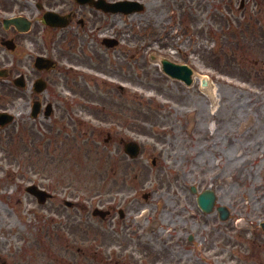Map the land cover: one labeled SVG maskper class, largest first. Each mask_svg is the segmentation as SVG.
<instances>
[{"label": "rangeland", "instance_id": "1", "mask_svg": "<svg viewBox=\"0 0 264 264\" xmlns=\"http://www.w3.org/2000/svg\"><path fill=\"white\" fill-rule=\"evenodd\" d=\"M141 1L145 5L144 12L128 20L130 23L134 21L135 35L140 38L133 48L127 46L130 48L127 60L122 63L125 74L137 75L134 91L140 95L135 99L129 94L123 96L114 85H110L111 90H107L113 92L111 97L102 90L108 85L91 84L89 88L93 90L95 100L90 105L94 107L95 114L85 118L99 126V130L103 129L104 134L97 137L98 142L93 141L90 134L86 142L79 130L72 132L70 137L71 145L82 147V151L93 148V170L88 166L77 179L74 176L76 171L69 173L64 170L67 174L60 179L57 176L64 172L50 171L45 160L40 161L43 165L40 171L33 168L29 160L25 162L24 169L21 162L16 166L21 172L28 169V180L23 184L35 180L51 191L63 187H67V192L74 189L79 197L86 200L85 204L101 198L115 201L119 206L129 205L131 194L151 192L159 188L160 182L167 184L168 179L172 181L174 174L182 177L186 184H194L202 190L212 185L219 203H225L231 209L230 220L223 222L217 218L215 221L224 231L217 247L224 249L223 255L213 257L210 255L212 251L205 253L202 249L204 244L198 240L195 244L185 245L195 256L194 260L197 257L206 261L195 260L199 264H237V256L232 262H223L229 250L242 252L246 240L256 242L264 239V232L260 231V224L264 221V36L250 32L257 29V19L264 17L259 5L253 4L252 0L244 14L237 9L240 0ZM99 50L102 51L101 48ZM108 55L115 59L114 51ZM161 56L190 66L194 70L193 83L186 86L182 81L166 76L159 66ZM240 57H253L259 61L258 75L248 69L249 63L239 62ZM202 75L210 77L211 83L206 89L199 85ZM117 102L121 103L120 108L116 106L109 116L104 109L95 110ZM125 104H129V109ZM134 116L139 130L117 127L113 132L115 138L105 146L103 138L110 123L124 124L119 118L125 120ZM191 124L193 127L189 128ZM93 134L98 133L94 131ZM119 135L135 138L141 144V154L136 160H130L122 153L117 142ZM64 137L67 134L62 133L61 138ZM58 147L64 148L65 145L59 141ZM151 157L158 160L155 165L149 162ZM9 159L6 156L2 160V169L7 170ZM18 159L22 161V158ZM98 166L100 168L96 169ZM0 180L2 256H7L6 242L9 240L14 247L20 244L24 250L27 246L32 247L39 264H104L101 246L103 222L93 220L88 229L85 226L56 230L51 226L40 228L34 221V214L20 209H14V213L8 211L7 205L16 203L11 201L10 190H14L21 180L14 181L7 174ZM17 190L14 192L18 195ZM139 198L144 202L141 196ZM164 198H167L166 194ZM193 204L192 198L190 205ZM163 208L169 210L167 204ZM54 209L50 204L43 209L35 207V210L43 212H53ZM187 210L190 222L199 223L198 216L192 217L195 207L187 206ZM212 217L205 216L209 223L213 222ZM10 224L13 225L12 231ZM198 228L205 233L204 223ZM16 229L22 233L20 241L14 232ZM196 229L189 227L190 233H195ZM55 232L61 236L57 237ZM37 235L42 237L45 249L39 255L36 252ZM226 238L231 245H223ZM262 252L261 257L264 258ZM125 253L130 255L128 259L134 264H166L164 258L160 262L154 259L140 261L132 259L136 254L131 250ZM60 257L65 259L59 261ZM251 263L256 264L255 261Z\"/></svg>", "mask_w": 264, "mask_h": 264}, {"label": "flooded vegetation", "instance_id": "2", "mask_svg": "<svg viewBox=\"0 0 264 264\" xmlns=\"http://www.w3.org/2000/svg\"><path fill=\"white\" fill-rule=\"evenodd\" d=\"M93 12L92 6L75 0H0V112L21 116L19 121L13 117L8 124L0 123V144L25 128L22 114L30 105L29 84L41 79L49 88L75 82L76 77L69 75L77 73L63 66L64 61H73L64 51L63 42L69 36L92 30L95 22L89 14ZM41 58L53 63L47 67ZM37 62L43 67H38ZM20 77L22 87L14 84ZM39 103L42 115L47 101ZM53 113L52 110L50 120ZM41 124L47 125L43 121ZM169 223L173 225V235L183 233L186 221L180 214L172 215Z\"/></svg>", "mask_w": 264, "mask_h": 264}, {"label": "water", "instance_id": "3", "mask_svg": "<svg viewBox=\"0 0 264 264\" xmlns=\"http://www.w3.org/2000/svg\"><path fill=\"white\" fill-rule=\"evenodd\" d=\"M165 66H166V69L170 72V73H174L175 74V76L176 75H179V72H178V70H179V68H180V66H174V65H171V70H170V65H168V64H165ZM183 68V67H182ZM182 68H180V69H182ZM180 72H181V70H179ZM185 80H186V83H190V79L189 78H185ZM208 201H210V198L207 196L205 199H204V201H203V205L207 208V209H210L209 208V202ZM222 217H224V215H222Z\"/></svg>", "mask_w": 264, "mask_h": 264}]
</instances>
